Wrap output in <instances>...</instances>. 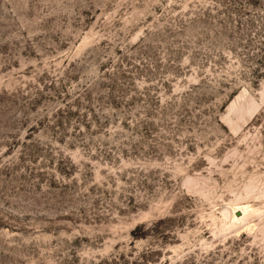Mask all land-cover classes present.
<instances>
[{
	"label": "rangeland",
	"instance_id": "374dc122",
	"mask_svg": "<svg viewBox=\"0 0 264 264\" xmlns=\"http://www.w3.org/2000/svg\"><path fill=\"white\" fill-rule=\"evenodd\" d=\"M0 264H264V0H0Z\"/></svg>",
	"mask_w": 264,
	"mask_h": 264
},
{
	"label": "bare ground",
	"instance_id": "6f19581e",
	"mask_svg": "<svg viewBox=\"0 0 264 264\" xmlns=\"http://www.w3.org/2000/svg\"><path fill=\"white\" fill-rule=\"evenodd\" d=\"M234 211H235V210H234ZM239 211H240V210H239ZM232 214H233V213H232ZM243 215H244V214H243ZM233 219H234V220H238V218H237L235 215H233ZM240 219H241V218H240ZM240 219H239V220H240ZM232 221H233V220H232ZM233 222H234V221H233Z\"/></svg>",
	"mask_w": 264,
	"mask_h": 264
}]
</instances>
